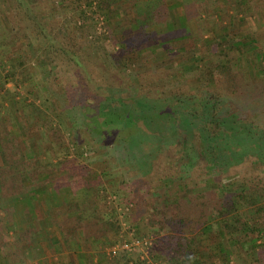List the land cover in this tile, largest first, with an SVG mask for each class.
<instances>
[{
    "label": "rangeland",
    "instance_id": "1",
    "mask_svg": "<svg viewBox=\"0 0 264 264\" xmlns=\"http://www.w3.org/2000/svg\"><path fill=\"white\" fill-rule=\"evenodd\" d=\"M145 1H115L110 25L98 4L81 19L85 0H24L47 39L36 36L40 32L23 14L12 10L7 15L17 34L8 50L28 55L30 61L24 66L27 81L21 88L0 80V154L13 153V161L7 162L0 155V167L12 170L24 164L31 170L19 162L31 156L40 162L32 165L38 169L33 177L48 176L51 181L58 177L60 184L70 180L61 176L77 170L97 177L103 198L94 201L96 213L104 220L114 216L120 226L102 237L101 255L109 264H122L109 256L112 247L136 240L139 246L124 252L126 259L166 264L162 245L170 246L171 231L151 215L166 200L162 195L203 189L200 185L209 178L235 192L252 182L264 189V77L256 75L255 56L262 55L264 67V0H249L238 6L237 13L229 4L212 7L211 1L189 0V5L184 0H163L166 19L152 26L145 19L143 33L130 26L135 17L131 4L141 6ZM9 3L0 0V11L5 12ZM183 16L188 19L184 31ZM166 21L175 31L167 34ZM224 28L235 40L251 43L255 51L231 49L218 56L223 45L217 39ZM1 32L0 26V39ZM183 33L189 42L171 57L160 43ZM46 54L51 61L45 73L37 61ZM218 66L226 69L215 70ZM4 73L0 67L1 76ZM123 111L131 113L130 118L109 114ZM215 146L218 155L208 152ZM11 175L15 176L5 179ZM53 183L47 185L57 187ZM13 202L11 192L0 191L2 259L14 239L23 237L14 234L13 209L8 208ZM74 205L63 209L81 212L90 218L87 225L92 224L93 216L83 211L90 205ZM201 241L198 251L209 254L211 240ZM229 264H264V243L235 247Z\"/></svg>",
    "mask_w": 264,
    "mask_h": 264
},
{
    "label": "trees",
    "instance_id": "2",
    "mask_svg": "<svg viewBox=\"0 0 264 264\" xmlns=\"http://www.w3.org/2000/svg\"><path fill=\"white\" fill-rule=\"evenodd\" d=\"M9 1L11 2L9 3V8H7L5 12L0 11V26L2 29L0 44L1 42H3V45H0V49L4 48V52L0 54V67H2V69H5L6 71L4 75L1 76L0 74V80H2L4 83H13L14 88L17 89L21 88L27 81L26 76L23 75V71L25 70L24 66L26 62H29L30 58L28 57V55H20L17 53L13 54L10 53V50H8L9 43H11L15 39V36H17V34H14V29H11L10 25L8 24L7 15L12 10L13 14L21 13L31 22H34L37 31L41 30V28H39L40 25H37L36 21L33 20L34 17L30 16V12L32 13L33 10H30L24 0ZM115 1L119 2L121 0H97V3L93 0H85V2L83 3L85 10L81 12L80 18L85 19V13L87 12V10L92 9L94 4H98L99 6H101L99 10H104L105 12V23L110 24V8H112V4H115ZM201 1L202 3L211 1L213 3L212 7L218 4H229L231 5V7L228 6L231 9V12L235 13L236 11L238 12V6L240 7L247 4L249 0ZM184 2L186 4L189 3L190 5L191 1L189 2V0H184ZM199 6L200 5H198V7ZM32 7L33 6H31V8ZM228 7L226 6V8ZM131 8L135 11V17L134 21L130 22V26L132 27V29L139 32H143V22L145 19V22H149V25L152 26L155 24H159V22H161V19H166L167 17V12L165 11V3L163 0H148L141 4V6L139 3L135 2L134 4H131ZM139 9H141V11H139ZM107 11L109 15L108 13H106ZM206 12L207 10L205 9L204 13ZM100 13H103V11ZM114 14V16L117 18L121 16L120 13ZM232 19H234V17H232ZM187 20L188 19L184 16L181 18V29L183 31L185 29V23H187ZM165 23L168 31L167 34L175 31L170 22L166 21ZM224 30H226V28H224L223 31ZM39 32L40 33H38V35L36 36L47 39V35L44 32ZM144 32L146 33V31ZM224 32L225 33L217 39V44H220L221 46L223 45V50L220 49L222 51L217 53L218 56H225L224 51L227 52L231 49H249L252 50V52L255 51L254 47L251 46V43L249 44L248 42L237 41L234 37L232 38L231 36H229L227 31ZM189 39L190 37L185 33L181 34L179 37L167 36L166 40L162 41L160 45L161 47L167 46L165 52L171 55V57H176L181 51L184 50L185 44ZM136 43L137 45H141V41H137L135 42V44ZM178 45L179 47H177ZM57 53L58 52H56L55 54ZM255 56L258 60L256 62V75H258L257 77H264V67H262L261 65V60L263 59L262 55L257 53ZM50 61V56L46 54L42 56L41 59H38L37 63L42 67L41 70L46 73L49 71L48 67ZM120 62L124 67L125 62H122L121 60ZM222 69L225 70L226 68L222 66H218L215 68V70ZM212 82L213 81L209 82V87H212ZM0 87H3V84H0ZM52 102L54 104H57V101L55 99H52ZM109 114L121 118L122 120H125L123 119L124 115H129V118L130 115H132L128 111H123V114ZM126 120H128V125L132 123L131 120ZM239 131L243 132L240 129L238 130V132ZM247 135H250V133L248 132ZM252 139L256 140L255 138H253V135ZM219 145L221 144L219 143L218 146ZM218 146L210 148L208 152L213 151L216 155H218ZM18 148L21 149L20 146ZM0 152H2V149L0 150ZM15 156H18L17 151L14 153V157ZM3 158L4 160L2 161L4 162L13 161V153L10 154L9 151L5 152ZM19 162H26L25 164L29 165L31 167V170L29 169V167H24V164L23 168L22 166H14L12 170H5L4 165H2L3 168L0 167V185H2L3 189L0 191H2L3 193L11 192L13 201L25 200L26 206H28L29 208H33V205L35 203H38L37 198L39 197L38 193L34 190L39 189L44 185L51 184L53 183L52 181L55 180L53 183L55 186H57L53 187L55 190L67 187L70 188L73 194L79 191L83 195V199H81L79 202L81 203V206L87 207V205H90L89 208H83V211L90 212L89 215L93 216V223L87 225L86 227H83L84 236L87 232L88 234L94 235L96 239H100L102 237H106L111 232H116L117 229L120 228L114 216H111V219L104 220L99 216L98 213H96V203L94 201L96 200L97 202H99L101 200L100 198H103V192L98 186L100 183L99 179L91 175L92 173L80 175V170H77L78 173L75 174L74 172L70 173V175L68 173V175L66 174L60 177V179H68L70 177V180L63 184H60V181L58 182V177L51 181V179L47 176V179L40 181L41 176L37 175L36 177H33V173L38 174V169L32 167V165H40L39 161L37 162L36 160L32 159L31 156H25L22 161L20 160ZM25 169L27 170L25 171ZM22 171H24L25 173L23 175H20L21 173H23ZM9 174H14L15 176L11 175V177L5 179L6 175ZM27 183L28 185H26ZM3 184L6 185L3 186ZM178 186L179 188H183V185L181 184H178ZM200 186L203 189H209L207 190V192L206 190L198 188L196 190H187V193L182 196L175 195L171 197H164L162 195V199L165 198L166 200L161 199L162 203L152 210L153 214L151 215L160 223V227L169 228L171 231V234L169 235L171 237H169L168 240L170 241L169 245L173 247L171 248L168 245H162L164 249V255L162 256L165 259L166 264H229V260L235 247H240L241 249H243L244 247L247 248V246L249 245L253 246L257 241H260L261 244L264 243V189L260 185H258L257 182L249 183L247 184V186L243 185V187L238 188L236 192L233 189L231 190L228 186L227 188L225 185L216 184L211 178L204 181L203 185L201 184ZM169 187L171 186L169 185ZM62 207L74 208L75 205L74 203H64ZM71 220V225L79 226L81 223H83L84 216L81 218L70 219V221ZM70 230L71 233L75 232V226H71ZM203 237L209 238V240H211L213 244L212 248L209 249V254L205 253L203 255V253H200L198 251L200 249L202 242L201 239H203ZM169 251L172 252V255H166V253ZM126 256L127 254L123 252L119 253L113 258H119L116 263L122 262V264H130L132 261L126 259ZM131 264L145 263L136 261Z\"/></svg>",
    "mask_w": 264,
    "mask_h": 264
},
{
    "label": "crops",
    "instance_id": "3",
    "mask_svg": "<svg viewBox=\"0 0 264 264\" xmlns=\"http://www.w3.org/2000/svg\"><path fill=\"white\" fill-rule=\"evenodd\" d=\"M45 179L46 176H41L40 181ZM34 191L39 197L33 208L26 206L24 200L14 201L8 207L11 211L13 209L12 225L17 229L14 234H22L23 237L14 239V249L9 250L7 257L0 258V264H109V259L101 255L105 239H96L87 232L84 236L83 227L90 218L62 207L64 203L80 202L83 199L81 192L73 194L70 188L55 190L51 185ZM83 216V223L71 225L70 219ZM71 226H75L73 233Z\"/></svg>",
    "mask_w": 264,
    "mask_h": 264
},
{
    "label": "built area",
    "instance_id": "4",
    "mask_svg": "<svg viewBox=\"0 0 264 264\" xmlns=\"http://www.w3.org/2000/svg\"><path fill=\"white\" fill-rule=\"evenodd\" d=\"M110 201H115V197H110ZM146 245V243L144 244ZM139 246V243L136 241L132 243H121L120 245H116L115 247H112L109 251V255L113 258L117 256L120 252H126V253H131Z\"/></svg>",
    "mask_w": 264,
    "mask_h": 264
}]
</instances>
